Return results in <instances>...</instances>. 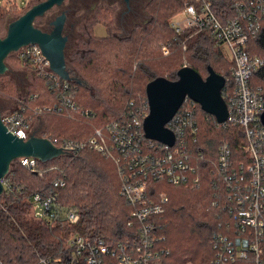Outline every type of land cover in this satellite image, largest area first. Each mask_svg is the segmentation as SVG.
<instances>
[{"label":"trees","instance_id":"trees-1","mask_svg":"<svg viewBox=\"0 0 264 264\" xmlns=\"http://www.w3.org/2000/svg\"><path fill=\"white\" fill-rule=\"evenodd\" d=\"M213 2V11L220 12L222 4ZM149 3L146 10L150 20L139 26L141 32L147 34V39L143 35L135 38L132 35L135 29L129 36L117 38L113 33L114 22L109 17L101 22V17L97 16L100 12L98 7L93 13L95 20L83 29L86 40L76 39L73 45L76 48L68 55L65 50L70 72L81 75L91 84L87 76H93L97 80L95 86L84 87L76 82H66L65 90L63 85L49 89L50 81L38 77L31 66L16 58L19 67L32 71L33 81L39 90L20 98L16 110L22 108L29 126L37 119L45 122L40 136L48 138L56 147H62L66 142L85 141L95 129L123 118L130 101L137 105L145 104V87L150 81L160 77L174 81L178 70L184 66L194 69L203 79L211 68L225 78L222 97L230 92L234 80L232 65L224 61L215 42L205 33L188 38L185 34L176 35L169 27L171 16L179 12L187 1L151 0ZM1 8L0 21L4 15H11ZM40 23L41 19H38L35 26L40 28ZM98 23L107 30L105 37L93 35L92 27ZM149 38L153 42L161 38L163 46L168 47V54L162 53L160 57L146 46ZM80 41L87 48H83ZM183 43L186 50H182ZM249 46L252 55L264 54V32ZM252 84L264 89V67L253 75ZM96 87L102 95L104 91L108 94L97 97ZM60 99H70L76 106L92 111L94 118L75 113L64 117L36 111ZM200 108L196 105L198 142L192 147L198 157L202 156V160L194 163L199 171V187L192 190L150 182L151 191L166 193L169 198L164 213L157 218V228L161 236L166 237L165 245L170 251L164 264H184L188 259L192 264H209L212 255L210 236L213 232H222L224 224L229 222L220 207L213 205L216 188L212 185L215 177L211 174V166L220 143L229 142L234 148L239 139L235 129L220 128L214 117ZM106 165L111 170L106 169ZM10 168L3 179L4 190L0 196V259L4 263L35 264L40 257H65L68 240L73 234L87 238L102 237L110 244L132 236L133 229L128 226L132 220V206L127 205L119 194L120 182L115 165L102 154L85 149L76 155L66 154L47 163L37 161L35 172L22 167L19 159L13 161ZM55 182H64V186L54 187ZM165 186L174 187L178 192L177 198L184 195L186 198L174 199L175 196L163 189ZM36 194L43 198L56 196L53 218L42 221L26 218L25 215L33 208V196ZM69 211L78 214L76 224L67 222L65 214Z\"/></svg>","mask_w":264,"mask_h":264},{"label":"built area","instance_id":"built-area-1","mask_svg":"<svg viewBox=\"0 0 264 264\" xmlns=\"http://www.w3.org/2000/svg\"><path fill=\"white\" fill-rule=\"evenodd\" d=\"M187 4L169 21L176 35L205 33L223 52L232 65L233 87L225 94L227 119L218 126L236 130L239 143H220L212 162L211 174L215 177V207L229 218L222 232H213L209 239V264H264V89L252 84L253 75L264 67V54L252 55L249 43L264 32V0H185ZM222 10L213 11L214 2ZM189 34V35H188ZM168 54V47L162 46ZM182 50L186 45L182 44ZM16 58L33 68L38 77L50 81L49 89L65 81L51 72L49 63L36 45L21 47ZM226 86V82H225ZM224 86V88H225ZM222 89V92L224 90ZM180 107L165 127L172 133V145L145 137L143 122L148 115L145 104L130 101L123 118L95 129L85 141L66 142V154L76 155L82 150L102 154L115 165L120 187L119 194L132 206L128 226L133 234L125 241L110 244L102 237L71 236L65 257H40L35 264H164L170 251L166 237L157 228V218L168 203L166 193H157L150 182H163L170 186L195 189L199 187V171L194 163L202 160L192 147L198 142L196 103L189 99ZM183 102V103H184ZM20 103V100L19 102ZM183 106V104H182ZM58 116L79 114L94 118L95 113L82 109L70 99L42 109ZM1 122L15 137L25 139L32 130L22 108L1 113ZM20 165L35 172L37 160L18 158ZM3 182V181H2ZM64 186L55 182L54 187ZM56 196H33L31 218L36 221L53 218ZM69 224H76L79 216L73 211L65 214ZM0 264H6L0 259Z\"/></svg>","mask_w":264,"mask_h":264},{"label":"water","instance_id":"water-1","mask_svg":"<svg viewBox=\"0 0 264 264\" xmlns=\"http://www.w3.org/2000/svg\"><path fill=\"white\" fill-rule=\"evenodd\" d=\"M65 0H44L30 6L5 27V35L0 36V76L7 71L5 59L21 47L36 45L49 63L52 73L61 81H81L72 76L66 65L65 49L68 37L63 35L65 15L62 13L51 22L50 32L42 31L35 26V21L42 18L54 6ZM225 78L208 68V75L203 79L194 69L184 66L177 72V79L169 81L156 78L145 87L148 115L143 122L145 137L172 145L174 138L165 125L182 107L185 99H189L201 107V111L214 117L217 124L227 119V107L222 97ZM264 124V114L261 115ZM66 152L56 147L48 138L32 132L27 138L13 136L1 122L0 112V196L4 190L3 179L9 173L10 165L18 158L30 157L40 163H47Z\"/></svg>","mask_w":264,"mask_h":264},{"label":"rangeland","instance_id":"rangeland-1","mask_svg":"<svg viewBox=\"0 0 264 264\" xmlns=\"http://www.w3.org/2000/svg\"><path fill=\"white\" fill-rule=\"evenodd\" d=\"M36 2H37V0H0V6H2L1 9L4 10L5 12L9 11L11 13V15H8V14L4 15L3 20L0 21V36L3 37L5 35V27H6L7 19H8V21L13 20L16 17V15H18V14L20 15V14L24 13V11L26 9H28L30 6H32ZM14 4H15L16 7H11V6H14ZM98 7H100L99 8L100 12H98L99 14L97 16L101 17V19H102V20L100 19L101 22L102 21L105 22L107 20V17H109V19H111L114 22V28H113L114 31H113V33L116 35L117 38L127 37V36H129L132 33V29H135V31L132 34L135 38L137 36H139V35L140 36L143 35L145 37V39H147V34H143V32H141V29H139L140 28L139 26H144L150 20V14H149V12H147L146 7H145V14L146 15H145L144 20H138L136 25H134L135 28H132L133 26L132 27H127L124 31L120 30V28L118 27L117 21L115 23V19L113 17L114 16L113 9H109L103 4H100ZM96 9L93 12H90V14H88V15H90V17L88 19H86L85 21L82 20V22H81L82 25H83V22L87 23V24H91L93 22V20H95V16L96 15L93 14V13H95ZM176 13H178V11H176L171 16V18ZM96 19H98V18L96 17ZM98 24L99 25L96 24V25H93V27H92V31H93L94 27L96 28L94 30V32H93V35L95 36L97 34V36H99L100 38L101 37H105L107 35L106 28L101 23H98ZM79 28L80 29H78L77 31L82 30L81 25H80ZM84 34H85V32H84ZM79 39L82 40V41H85L86 40V35L83 36V37L81 36ZM82 41H80L79 43H81ZM147 42H148V44L146 46H148L150 49H153V51L156 52L160 57L163 56L164 53L162 52V48H163L162 46H163L164 41H162L161 38L160 39H155L154 42H153V40H150V38H149L147 40ZM81 45H82V43H81ZM82 47L83 48H87V47H84L83 45H82ZM74 48H76V46ZM74 48H73L72 43H70L65 49L66 50V55H68L69 52L71 50H73ZM221 54L223 56L224 61H227L222 51H221ZM110 56H112V54H110ZM110 56H108V57H109L110 60H112L113 58L110 57ZM5 64H6V67H7V71L5 72L4 75L0 76V112L4 113V114L10 113V112L16 110L18 102H19V99L22 98L23 96L27 95L29 92L38 93V91H39L37 89V87H36L37 86L36 82L33 81V73H32V71L27 70V69H22L21 67H19V65L17 64V61H16L15 53H11L9 56H7V58L5 59ZM70 68L71 67L69 65V69ZM71 74H72V76H74L75 78H77L78 80L81 81V83L78 84L80 86L89 87V86H95V84H96L97 80L93 76L92 77L87 76V78L94 85H92L88 81H87L88 82L87 83L85 81V79L83 77H81V75L80 76L76 75V74H74L73 71H72ZM95 91L97 92V97H99V94H100L101 97L106 96L108 94V92L104 91V94L102 95L101 92H100V89L98 87H96ZM142 91H143V88H142ZM44 125H45V122L41 119L32 127V129H33L32 131H34V132L36 131L35 133H37V135L42 134L43 133V129H44ZM105 167H106V169L111 170L109 165H106ZM173 188L174 187L165 186L163 189L169 195L171 194V195L175 196L174 199H176L177 198L176 196H177L178 192L175 189H173ZM185 198H186V195L178 197L176 200L185 199ZM25 216L29 220L33 219V218H31L32 217L31 216V211H29V213H27ZM184 264H192V262L189 261V259H188V260H186L184 262Z\"/></svg>","mask_w":264,"mask_h":264},{"label":"flooded vegetation","instance_id":"flooded-vegetation-1","mask_svg":"<svg viewBox=\"0 0 264 264\" xmlns=\"http://www.w3.org/2000/svg\"><path fill=\"white\" fill-rule=\"evenodd\" d=\"M44 1L38 0L35 4ZM151 0H65L59 6H54L50 11L45 13L41 19L40 28L45 32H50L53 28L51 22L54 21L62 13L65 15L63 35L68 37L66 47L74 41L84 36L83 29L87 23L83 22L90 17L100 4L105 5L109 9H113L115 23L117 21L120 30L124 31L127 27L136 25L138 20H144L145 7ZM34 5V4H33ZM54 9V10H53ZM55 12V13H54ZM36 19V21L38 20ZM35 21V22H36ZM8 21L6 24H8ZM146 22V21H145ZM144 23V22H143ZM82 27V30L77 31Z\"/></svg>","mask_w":264,"mask_h":264},{"label":"crops","instance_id":"crops-1","mask_svg":"<svg viewBox=\"0 0 264 264\" xmlns=\"http://www.w3.org/2000/svg\"><path fill=\"white\" fill-rule=\"evenodd\" d=\"M97 25H99V24H97ZM95 29H96V28L94 27L93 32H94ZM94 34H95V33H94ZM95 36H97V34H96ZM97 37H99V36H97ZM39 120H41V119H37V120H35L31 127H33V126H34ZM31 131H32V130H31ZM32 132H34V131H32ZM35 132H36V131H35Z\"/></svg>","mask_w":264,"mask_h":264}]
</instances>
